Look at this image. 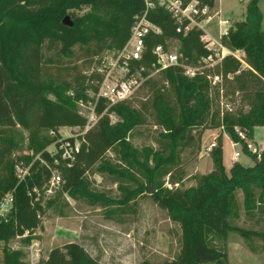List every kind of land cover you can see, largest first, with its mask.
I'll use <instances>...</instances> for the list:
<instances>
[{"label":"trees","instance_id":"trees-1","mask_svg":"<svg viewBox=\"0 0 264 264\" xmlns=\"http://www.w3.org/2000/svg\"><path fill=\"white\" fill-rule=\"evenodd\" d=\"M198 1L199 10L207 7L211 11L217 5L216 0ZM144 6V0H0V200L7 193L13 196L11 219L0 223V264H26L23 254L8 250L6 243L28 232L22 242L29 244V234L41 228L45 210L38 192L46 189L54 171L60 175L62 194L92 205L101 201L88 181V174L100 163L104 171L125 179H131L130 170H141L153 187V201L179 225L180 254L160 264H227L224 244L228 237L238 234L248 241L256 234L232 226L229 220L236 216V190L243 193L246 211H252L251 186L264 189V151L259 157L249 152L236 133V129L246 131L252 139L256 127L264 128V31L258 0H249L244 21L236 22L219 38L222 48L241 52V60L232 54L213 58L201 28L194 25L185 30L190 24L187 20L178 23L163 8L151 10L147 20L160 32L145 35L142 57L129 63L126 74L143 81L128 99L110 105L98 96L106 74L102 57L123 49L133 18L144 12ZM81 8L89 10L79 16L76 11ZM66 16L70 27L62 24ZM204 19L195 16L196 22ZM172 43H176L179 64L151 76L154 49L161 46L168 51ZM214 60L211 68L199 69ZM187 68L195 70L193 77L185 74ZM231 76L232 92L246 100L247 112L219 110L223 82ZM214 78L219 81L213 83ZM90 104L96 120L85 130L88 119L77 106ZM149 118L164 131L161 138L167 155L149 147L139 151L129 142L132 130L147 124ZM59 128H77L83 133L77 137L79 152L72 161L63 160L61 150L54 155L45 150L57 137L49 139L42 132L55 133ZM197 128L201 130L194 136ZM214 129H223L232 143L241 145L254 165L235 163L226 173L221 133L209 153L213 169L199 177L197 186L162 187L158 179L164 176L177 184L172 176L178 149L200 142L206 130ZM66 141L74 143V139ZM111 150L124 168L117 170L104 162ZM21 171L26 172L22 178ZM259 237L264 253V236ZM214 239L223 243L221 248L213 245ZM249 250L255 252L250 246ZM41 264L102 263L79 244L70 243L52 249Z\"/></svg>","mask_w":264,"mask_h":264},{"label":"rangeland","instance_id":"rangeland-1","mask_svg":"<svg viewBox=\"0 0 264 264\" xmlns=\"http://www.w3.org/2000/svg\"><path fill=\"white\" fill-rule=\"evenodd\" d=\"M248 0H216V7L220 5L223 10V17H216L214 11L211 10L209 15L211 19L203 25L206 38L215 40L218 43L212 45L207 44V48L213 52V58L221 57V52L224 50V56H227L226 49H222L219 45L220 35L225 29L221 26L218 20L223 18V21L228 22L229 27L234 26L236 22H242L245 17V8ZM259 8L262 14V30L264 31V0H259ZM88 8H81L76 13L83 16L88 12ZM226 30V31H227ZM206 38H203L206 42ZM176 43H172L169 52L176 54ZM238 59H242L241 52H231ZM213 62H204L200 68H211L215 64ZM206 64V65H205ZM205 66V67H204ZM155 74H151L154 76ZM113 77L117 81H123L124 78L121 72H115ZM232 76L226 82H223V92L220 91L223 97L220 98L219 110L223 112L230 111H248L246 100L242 99L239 92L233 91ZM217 78L213 79V83L218 82ZM212 83V84H213ZM93 106H77L80 114L88 119L89 127L95 122V114L92 113ZM222 115V114H221ZM115 121L114 116L111 117ZM152 119L149 118L147 124L141 127H136L132 130L129 137V142L133 148L139 151L144 150V147L152 148L160 154L167 155L168 150L164 149L165 141L161 138L164 132L152 125ZM201 129L193 131L196 136ZM207 131V133H206ZM205 136L201 137L200 142L189 146H182L178 149V160L175 166V172L172 176L175 183L178 184L179 190L189 187H195L198 184V179L202 175L209 174V167L205 164L204 157L198 159L199 154L205 150L211 143L217 142L218 135L222 137L223 129L206 130ZM43 135L49 139L56 138L55 143L45 147V150L52 155L59 150V145L63 140L74 139L78 142L77 137L82 135L77 128H59L57 132L51 133L43 131ZM236 133H241L245 145H251V138H248L247 132L236 129ZM263 130H258V139L262 140ZM229 138V137H228ZM195 139V137H194ZM264 146V144H262ZM225 163L229 167V156L234 150L240 153L237 158L239 163L245 167L253 166L254 162L246 153L242 151V146L237 144L236 147H231L227 140L223 142ZM199 147V148H198ZM252 147H255L252 145ZM262 148V146H261ZM249 151V149H248ZM259 153L262 150L258 149ZM209 155V154H208ZM39 155L35 159H38ZM104 162L112 165L119 170L124 168L120 163L119 156L115 151H109L104 159ZM102 163L95 165L92 172L88 174V181L91 190L100 196L101 201L96 204H90L83 199H72L66 194H62L61 186L53 189L52 193H48L45 187L44 190L38 192L41 197V204L44 207V214L40 216V229L29 234L31 243L38 245L40 257L47 258L48 253L55 248L62 247L66 244L77 243L82 246L86 252L93 258H97L102 264H142L143 262H152L155 264L164 263L165 261L174 260L180 253L182 244V235L179 225L173 222L167 215L165 210H162L152 199L153 187L146 180V174L139 169L130 170L131 179H125L115 175L107 170L102 169ZM148 166L154 167V163L149 161ZM228 173V172H227ZM58 174L56 171L52 175ZM18 175L23 176L22 172ZM163 184L162 187H175L174 182H171L169 177L158 179ZM177 186V185H176ZM252 198L255 202V207L252 211H246L244 197L241 190L234 192V208L233 213L236 216L231 217L229 222L232 226L239 227L244 231L256 233L250 240L246 241L238 234H231L228 239L232 242L228 246V240L225 245L227 256V264H250L251 258L254 256L257 264H264V253L261 251L262 239L259 235L264 236V189L258 186H251ZM262 198V202H259ZM260 223V224H259ZM17 238L9 239L6 243L8 250L19 249L23 254L26 243ZM213 245L218 249L223 243L219 239H214ZM3 244H0L2 248ZM252 248L255 252L249 250ZM23 258V257H22ZM24 260V258H23Z\"/></svg>","mask_w":264,"mask_h":264},{"label":"built area","instance_id":"built-area-1","mask_svg":"<svg viewBox=\"0 0 264 264\" xmlns=\"http://www.w3.org/2000/svg\"><path fill=\"white\" fill-rule=\"evenodd\" d=\"M198 0H192L188 3H184V0H144L145 10L140 15H135L133 18L132 28L130 30V36L127 43L124 45L123 49L118 52H106V54L102 57V61L104 64V68L106 70V74L104 76V81L102 82L98 96L109 101L110 105L123 102L125 99H128L132 96L133 92L140 86L143 79L138 78L136 76L127 77L128 66L131 61H140L142 57V53L144 51V42L143 39L145 35L149 33L159 34L160 30L151 24L147 20V15L151 10L163 8L169 14H171L174 18L177 19L178 23H181L183 19L187 20L190 24L185 28L188 30L190 27L197 25L204 31L203 25L209 21L210 16L207 15L211 11L208 10L207 7L198 9ZM195 16H203L204 20L200 22L195 21ZM220 25H228L226 21H218ZM181 28L177 29L180 32ZM227 32V31H226ZM226 32L221 35H225ZM220 35V36H221ZM206 38L205 32L204 36ZM206 42L208 45L212 47L213 44L218 43L215 40H210L206 38ZM220 45V43H219ZM221 46V45H220ZM223 49V48H222ZM210 50V49H209ZM153 54L155 55L156 63L151 66V74H155L160 72V70L166 69L168 67H174L179 64L178 55L170 53L169 51H165L161 46L154 49ZM227 55L232 54L231 52H227ZM224 58V50L221 52V57L218 60ZM115 72H121L124 80L117 81L113 77ZM195 73L194 69L187 68L185 74L187 76L193 77ZM139 76V75H138ZM89 128V124L86 126L85 130ZM239 137L243 139L241 133H238ZM79 142L74 141L73 145L68 141L63 140L59 144V150L62 151L61 157L63 160L72 161L74 159V154L79 152ZM215 148V143H211L205 149L206 153H210ZM249 152L258 155L259 151L252 147V145L248 146ZM239 153H234L233 158H237ZM22 172V171H21ZM26 172H23V175ZM20 177V176H19ZM21 176L20 178H22ZM61 184V178L59 174H54L51 176L49 181L45 184L46 190L48 193H52L53 189H56ZM177 185V184H176ZM175 188L178 187V185ZM168 188L172 187L168 185ZM37 193V190H33ZM13 196L11 193H7L0 200V223H8L10 221L12 213H13ZM28 235V232H25L23 236H16L18 240H22L24 237ZM13 251H19V249H13ZM24 262L26 264H41V261L44 259L40 257V250H38L37 244H26L23 252ZM46 259V258H45Z\"/></svg>","mask_w":264,"mask_h":264},{"label":"crops","instance_id":"crops-1","mask_svg":"<svg viewBox=\"0 0 264 264\" xmlns=\"http://www.w3.org/2000/svg\"><path fill=\"white\" fill-rule=\"evenodd\" d=\"M248 1H249V0H248ZM248 1H247V2H248ZM258 3H259V0H258ZM246 6H247V3H246ZM213 11H214V15H212L211 17H213V16L220 17L221 15H222V17H223V10L221 9L220 5H218L217 7H215V8L213 9ZM245 12H246V8H245ZM211 17H210V19H211ZM244 18H245V17H244ZM210 19H209V20H210ZM218 21H223V18L220 19V20H218ZM243 21H244V20H243ZM243 21H242V22H243ZM262 23H263V21H262ZM221 26H224V27H225V29H223L222 33L226 32L227 27H226L225 25H223V24H222ZM261 30H262V24H261ZM262 31H263V30H262ZM222 33H221V34H222ZM258 130H263V132H264V128H262V127H256V128L254 129V131H253V138L251 139V145H254L255 148H256L257 150L260 149V150L264 151V146L262 145V144H264V133H262V135H263V136H262V140H259V139H258V134H257V131H258ZM206 133H207V131H206ZM206 133H204L203 137L205 136ZM225 140L228 141V143L231 145L232 149H233V147H236V146H237V144L232 143V142L230 141V139H229L225 134H224V136L222 137V146H223V142H224ZM261 146H262V148H261ZM234 153H239V152H237L236 150H234L233 153H231V155L229 156V160H228V163H229V167H228V165L224 162L226 159H225V156H224V146H223V155H222V157H223V163H224V167H225V171H226V173L229 172V170L233 167V165H234L235 163H239V160H238L237 158L240 157V153H239V156H238L237 158H235V159L233 158ZM203 157H204V159H205V164L208 165V167H209V171L211 172L212 169H213V164L211 163L210 156L208 155V153L205 152V150H203V151L199 154L198 159H201V158H203ZM254 163H255V162H254ZM239 164H241L242 166H244L242 163H239ZM253 165H254V164H253ZM229 240H230V238L228 239V246H231V245H232V242L229 241ZM255 257H256V256L253 255V257L250 259V260H251V263H250V264H257V260H255Z\"/></svg>","mask_w":264,"mask_h":264},{"label":"water","instance_id":"water-1","mask_svg":"<svg viewBox=\"0 0 264 264\" xmlns=\"http://www.w3.org/2000/svg\"><path fill=\"white\" fill-rule=\"evenodd\" d=\"M62 24H63L64 26H68V27H70V26L72 25V23H71V21H70V19H69L68 16H66V17L63 19Z\"/></svg>","mask_w":264,"mask_h":264}]
</instances>
